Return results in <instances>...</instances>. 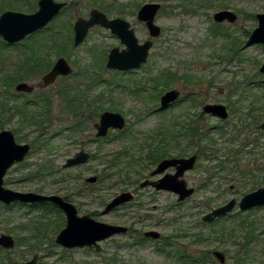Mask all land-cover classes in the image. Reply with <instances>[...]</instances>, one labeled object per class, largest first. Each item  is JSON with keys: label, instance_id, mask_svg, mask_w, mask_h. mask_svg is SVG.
<instances>
[{"label": "rangeland", "instance_id": "374dc122", "mask_svg": "<svg viewBox=\"0 0 264 264\" xmlns=\"http://www.w3.org/2000/svg\"><path fill=\"white\" fill-rule=\"evenodd\" d=\"M58 1L68 2L65 8L67 11L64 12V9L53 21L60 23L71 20L74 36L73 25L76 18L78 16L88 17L92 8H100L98 1L101 0ZM107 1V3H112L110 0ZM120 1L128 3L129 6L126 8L128 13L109 14L108 16L111 18L121 16L130 21L141 42L150 38L145 24L136 18L139 9L133 13L135 9L132 5L140 3L142 6L147 2L158 0ZM226 1L229 6L224 8L211 6V0L158 1L162 3V7L156 16V22L161 26L162 34L153 39L154 45L150 50L148 62L134 72L128 74L111 72L105 68L106 60L105 70L102 71L100 57H103L104 49H108V53L114 46L124 47L118 36L103 27L93 28L85 42L79 46L73 44L74 48L68 49L64 56L69 59L75 70L81 71L86 69V65H95L92 68L94 73L101 72L105 78H112L111 80L129 85L126 90L122 89L121 84L114 88L115 94L111 97L110 105L118 110H108L122 113L127 121L126 126L132 131V136H137L140 141H143L145 136L165 121L196 118L202 113V107L206 103L225 104L229 112L226 120L202 113V117L198 118V124L199 126H210L215 131L214 133L217 131L215 126L225 127L227 133L224 137L219 134L213 136L218 142V147L221 148L222 159H225L224 153L228 148L241 149L240 156H233V159H238V162H235L236 166L234 163L229 164L233 170L230 172L217 171V160L199 157L195 168L184 175L188 184L196 188V192L183 202H178L177 195L170 191H156L152 187L140 189L138 184H132L133 182L119 183L115 186L97 183L98 188L93 187L92 184L86 182V177L104 168L106 159H109L107 156L120 148V139L112 138L119 132L118 130H112L110 134L112 140H95L94 124L99 121V116L95 117L85 131L71 136L65 132V135L56 136L54 142L52 157L59 166L81 148L91 154H96L86 165L70 168L68 170L70 172L65 171V174L55 178L23 180L24 170L23 167L18 168L17 166L20 165L18 164L8 171L4 185L20 191L38 192L37 189L42 188V193L45 194L69 195L81 214L97 212L95 218L98 220L132 226V232L116 235L101 242L102 250L99 253L89 248L67 249L69 251L64 252V248L55 243L58 232L50 230L46 241L40 244L39 248L23 256V252L28 250L27 245L34 243L31 239L35 236L34 231L29 229L30 219H35V216L40 218L45 209L29 205H14L9 210H5L0 206V234H11L16 241L19 239L21 243L16 250L1 253L0 264L10 261H27L35 253L40 255V264H105L104 261L109 264H174V261L168 260L163 252L157 250H170L173 254L179 248L191 252L205 249L211 251L218 249L224 253L227 249L234 251L235 245L231 241H220L213 236L210 240L202 241L197 237L200 233L209 234L213 228H216L200 223L204 214L227 203L232 198L240 200L244 194L264 185L261 183L253 188L252 185L247 184L250 180L249 171H253L254 174L259 171L264 172V131L254 129L255 125L264 120V74L259 71L264 63V44L246 45L248 39L246 31L251 32L257 27L256 14L264 13V0ZM221 9H231L236 12L237 21L234 23L215 22L213 14ZM52 22L48 26H55ZM217 29L228 35L215 36L214 31ZM233 41L238 45L235 53L226 50L228 46L233 45ZM20 50V47L6 50V52H11V57L0 63L4 73L13 68L17 57L21 54ZM56 58L53 56L54 61ZM166 69L176 71L178 75L188 73L196 78L195 81L192 79L187 82L182 79L179 82L176 81V84L173 83L171 88L180 89L185 99L170 109L157 111L160 106V96L171 88L163 91L158 100L149 99L153 84L155 85L154 81L149 82V78L156 74H165ZM26 81L38 83L40 78ZM159 83L161 82H157V85H160ZM139 84L145 90L143 94L141 96L131 94L129 89ZM60 85L61 80L58 79L55 84L45 88L46 95L52 94L54 97L53 114L55 118L61 116L60 106L64 107V99L56 96L61 88ZM99 90L104 91L105 88L102 87L97 91ZM0 91L3 92V96H6L5 98L11 91L17 93L14 86L7 90L3 87ZM187 94L191 98H187ZM103 100L106 101L107 97L105 96ZM73 120L74 118L67 114L61 116V122L55 120L51 132L60 125L70 124ZM16 127H19V124L17 119H14L7 124L5 129L13 131ZM20 130L19 133L14 132L17 142H30L29 140L34 136L33 130L24 127ZM21 135L23 139H19ZM185 142L181 140L180 145L185 147ZM244 144L247 145L243 147ZM173 154L175 155L176 152ZM190 154L191 152L186 156ZM38 157L40 158L41 155L37 152L31 153L26 159V164L34 163ZM134 164V167L139 169V164L137 162ZM214 171L218 173L213 175ZM148 172L146 171L147 174ZM65 175L68 178L62 179ZM8 177H12L11 183L7 181ZM158 177L156 176L155 179ZM135 187H138V190H135ZM126 189L135 193L133 202L102 214L105 206L101 201L108 202ZM238 209L237 207L236 211ZM257 215L264 216V209L258 210ZM46 217L52 222L58 221L60 224L58 231L63 227L64 218H60L55 213H48ZM149 230L158 231L161 238L159 240L148 238L141 241L142 233ZM134 242L137 244H133ZM166 242H169L168 246ZM225 256L227 260L224 264H230L231 259L227 252Z\"/></svg>", "mask_w": 264, "mask_h": 264}, {"label": "trees", "instance_id": "16d2710c", "mask_svg": "<svg viewBox=\"0 0 264 264\" xmlns=\"http://www.w3.org/2000/svg\"><path fill=\"white\" fill-rule=\"evenodd\" d=\"M37 1L0 0V14L7 9L34 12L37 10ZM110 1L112 3H107V0L98 1L100 2L99 9L105 11L108 15L128 13L126 9L129 6L128 3L120 0ZM132 6L135 9L132 12L135 13L136 9H139L141 5L137 3ZM211 6L224 8L228 7L229 4L226 0H211ZM66 11L67 9L64 10V12ZM52 24H55V26H47L30 35L23 43L9 45L0 38V63L11 57V52H6V50L18 47L21 49V54L17 57L11 70L4 73L3 67H0V90H3V87L7 90L20 81L41 78L53 66L55 62L53 56L66 55L68 49L74 48L72 21H62L60 23L53 21ZM250 33L249 30L246 31L248 36ZM219 34L228 35L219 29L214 31L215 36ZM236 44L233 41V45L228 46L226 50L235 53L238 46ZM107 50L105 48L103 57H100L102 59V71L105 70L104 62ZM93 67L95 65H86L85 70L80 71L77 69L71 75L59 79L61 80V85L59 86L61 88L57 91L56 96L64 99V107L60 106V109L62 108L60 115L67 114L74 120L66 126L60 125L52 132L51 129L55 124V120L61 122V116L55 118L53 114L55 100L52 94L46 95L45 89H37L33 95L11 91L8 93V97L5 98L6 96H3V92L0 91V130L6 128L7 124L12 120L17 119L19 127L13 128V131L19 133L23 127L32 129L34 136L31 140L28 139L32 145L31 153L37 152L41 155L40 158L38 157L30 165L24 162L17 166L18 168L23 167V179L46 180L65 174V171L52 157L56 136L65 135V132L68 133V136L83 132L89 128L91 120L98 117L102 111L117 109L110 105L112 103L111 97L115 94L114 88L121 84L122 89L126 90L129 85L111 80L112 78H105L101 72L94 73ZM165 71L167 72L163 73L164 75L156 74L149 78V82H155L153 91L148 96L149 99L155 98L158 100L159 95L166 89L171 88L173 83L176 84V81L179 82L183 79L190 82L192 79L195 81L196 78V76L188 73L178 75L176 71L171 69H166ZM114 73L120 74V72ZM157 82H161L159 83L160 85H157ZM102 87L105 88L104 91H97ZM144 91L140 84L129 89V92L135 96H141ZM105 96L107 97L106 101L103 100ZM188 96V98H191L190 95ZM197 122V118L190 117L185 118L183 121L180 119L172 122L165 121V123L159 125L145 136L143 141H140L137 136H132V131L126 127L122 132L112 137L120 139V148L107 156L109 159H106L104 168L95 171L99 175V183L107 184L108 186L131 182H133L132 184H137L145 176L146 171H149L153 165L162 159L173 156L174 152L178 156L186 155L190 152L197 153L202 158L217 160V171L230 172L233 170V167H229V164L234 163L236 166L238 159H233V156H240L242 153L241 149L228 148L227 152L224 153L226 155L225 159H222L221 148L218 147V142L213 136L214 134H219L224 137L227 133L225 127L216 128L217 131L214 133L215 131L210 126H199ZM23 138V135L19 136V139ZM181 140L186 141L185 147L180 145ZM246 145L244 144L243 147ZM176 149L177 151H175ZM95 156L96 154H92V159ZM134 162L139 164V169L134 167ZM255 165H257V162H255ZM217 171H214L213 175ZM249 173L250 180L247 184L255 188L264 183V172L259 171L254 174L253 171H249ZM244 175L246 176V174ZM64 178L67 179L68 177L66 175L62 176V179ZM7 181L12 182V177H8ZM37 190L43 192L42 188ZM14 205L22 204L16 203L6 206L0 203V206L5 210H9ZM37 207H43V205H37ZM262 208L264 209V207H257L246 212L236 211L211 224L203 223L200 220L202 225H210L216 228H213L209 234L200 233L197 238L198 240L207 241L213 236L220 241H231L234 243V251L225 250V253L227 252L230 256V264H264V216L257 215L258 210ZM53 209V207L46 208L40 218L35 216V219H30L31 226H27H30V231H34L33 235L35 234V236L31 237L34 243L27 245L28 250L23 252V256L37 249L40 244L44 243V239L48 237V229L52 221L46 219V216ZM36 233L42 237L38 239ZM143 240H145L144 237L141 241ZM20 244L18 239L15 250ZM133 244L137 243L134 242ZM165 244L168 246L169 242ZM7 251L0 247V254ZM63 251L67 252L68 250L63 249ZM157 251L163 252L168 260L174 261V264H220L209 249L191 252L179 248L174 254L172 251L165 249H158ZM104 262L109 264L107 261Z\"/></svg>", "mask_w": 264, "mask_h": 264}, {"label": "water", "instance_id": "95a60500", "mask_svg": "<svg viewBox=\"0 0 264 264\" xmlns=\"http://www.w3.org/2000/svg\"><path fill=\"white\" fill-rule=\"evenodd\" d=\"M68 5L66 1L58 0H38V9L34 12H23L8 9L0 14V37L8 44H15L23 41L29 35L36 33L47 27ZM162 4L160 2H147L138 10L137 18L145 22L149 35L157 38L162 33V28L156 23V15ZM258 25L250 33L246 45L255 43L264 44V13H257ZM213 19L217 23H234L238 19V14L231 9H221L213 14ZM103 27L109 29L112 34L118 36L125 47H113L106 62L107 69L127 71L141 67L148 61L150 50L154 44L152 39L140 43L135 30L128 20L122 17L110 18L104 11L92 8L88 17L78 16L74 22V46H79L87 39L91 29ZM264 74V63L259 68ZM74 72V67L65 56H59L52 68L46 72L41 79L42 88L54 84L59 77L69 76ZM34 85L28 82H19L15 89L17 92L31 93L35 90ZM181 97V91L177 88L167 90L160 98V110L168 108ZM205 113H210L221 119H227L229 112L222 103H208L203 107ZM126 126V118L120 112L105 110L101 113L99 122L95 124L97 137L107 136L110 129H123ZM257 130L264 131V120L256 126ZM29 143H18L14 132L11 129L0 131V202L5 205L13 203H36L50 201L60 208L66 215V225L56 237V243L65 248L85 247L101 250L100 241L110 238L116 234L125 233L128 228L121 225H114L100 222L89 215L79 216L75 205L66 201L63 197L55 194L46 195L36 192H23L13 190L4 185L5 176L8 170L16 164L22 163L30 153ZM91 154L84 149L76 152L68 158L63 167L68 168L74 165L86 163L90 160ZM197 155L190 157H171L161 160L151 175L164 173L167 169L175 167V172H166L157 180H145L140 187L153 186L158 190L164 189L178 195V201H184L195 193V187L189 186L184 178V174L195 167ZM97 176H90L87 182H97ZM131 191H123L116 195L106 206L105 212L125 204L133 199ZM264 206V185L248 192L240 200L230 199L227 203L215 207L210 212L202 216L205 222H214L218 218L224 217L233 212L237 207L240 211H249L256 207ZM147 235L159 238V232L149 231ZM16 246V240L11 234H0V247L12 250ZM213 255L224 264L226 256L221 250H213ZM6 264H38V254H35L29 261H11Z\"/></svg>", "mask_w": 264, "mask_h": 264}, {"label": "flooded vegetation", "instance_id": "af4514ba", "mask_svg": "<svg viewBox=\"0 0 264 264\" xmlns=\"http://www.w3.org/2000/svg\"><path fill=\"white\" fill-rule=\"evenodd\" d=\"M156 2H158V1H156ZM161 3V2H160ZM162 4V3H161ZM37 5H38V1H37ZM162 7V6H161ZM141 8V7H140ZM139 8V9H140ZM161 9V8H160ZM160 11V10H159ZM158 11V12H159ZM137 13H138V11H137ZM158 14V13H157ZM157 16V15H156ZM117 17H121V16H117ZM111 18V17H110ZM113 18V17H112ZM122 18H124V17H122ZM136 18H137V14H136ZM124 19H126V18H124ZM138 19V18H137ZM127 20V19H126ZM139 20V19H138ZM139 21H141V20H139ZM130 22V21H129ZM143 22V21H142ZM144 24H145V22H143ZM157 23V22H156ZM224 23V22H223ZM130 24H131V27L135 30V28L132 26V23L130 22ZM158 24V23H157ZM145 26H146V24H145ZM147 27V26H146ZM148 29V28H147ZM92 30V29H91ZM90 30V31H91ZM135 33H136V31H135ZM148 33H149V30H148ZM162 34V33H161ZM32 35V34H31ZM30 36V35H29ZM28 36V37H29ZM136 36H137V34H136ZM150 36V35H149ZM27 37V38H28ZM138 37V36H137ZM27 38H25L23 41H25ZM120 39V38H119ZM139 39V38H138ZM148 39H154V38H152V37H150V38H148ZM148 39H146V40H148ZM146 40H144V41H140V43H143V42H145ZM22 41V42H23ZM154 41V40H153ZM120 43H121V41H120ZM122 44V43H121ZM9 45H11V44H9ZM12 45H14V44H12ZM123 45V44H122ZM154 45V44H153ZM114 47H116V46H114ZM117 47H120V46H117ZM124 47H125V45H124ZM123 47V48H124ZM153 47V46H152ZM113 48V47H112ZM111 48V49H112ZM122 47H120V49L122 50L123 49ZM110 49V50H111ZM152 49V48H151ZM110 50H109V52H110ZM109 52L107 53V55H106V62H107V60H108V55H109ZM149 58V57H148ZM57 59V58H56ZM148 62V61H147ZM146 62V63H147ZM71 63V62H70ZM145 63V64H146ZM72 64V63H71ZM145 64H143V65H145ZM142 65V66H143ZM141 66V67H142ZM74 67V66H73ZM141 67H139V68H141ZM52 68V67H51ZM50 68V69H51ZM105 68H106V63H105ZM139 68H135V69H130V70H127V71H122V70H114V69H109V70H111V72H120V74H128V73H131V72H134V71H136L137 69H139ZM49 69V70H50ZM107 69V68H106ZM48 70V71H49ZM47 71V72H48ZM74 72H75V68H74ZM73 72V73H74ZM45 74V73H44ZM43 74V75H44ZM42 75V76H43ZM42 76H41V78H40V81L38 82V83H30V82H28V81H26V80H24V82H28L29 84H32V85H34V86H36L35 87V90L33 91V92H31V93H26V92H17L16 91V89H15V86H16V84L14 85V89H15V91L17 92V93H24V94H33L37 89H45V88H48V87H50V86H52V85H50V86H48V87H45V88H42L41 86H40V83H41V79H42ZM61 77H66V76H61ZM61 77H59L58 79H60ZM58 81V80H57ZM56 81V82H57ZM20 82H22V81H20ZM55 82V83H56ZM19 83V82H18ZM54 83V84H55ZM172 89V88H171ZM178 89V88H177ZM170 90V89H169ZM180 90V89H179ZM181 91V90H180ZM166 92V91H165ZM164 92V93H165ZM163 93V94H164ZM162 94V95H163ZM161 95V96H162ZM189 94H187L186 95V97L188 98L189 96H188ZM192 95V94H191ZM161 96H160V98H161ZM185 99V97H183L182 96V92H181V97L178 99V100H176L173 104H171L168 108H166V109H170V107H172V106H174L175 104H177V103H179V102H181V101H183ZM200 102V101H199ZM206 104H208V103H206ZM205 104V105H206ZM204 105V106H205ZM225 105V104H224ZM203 106V107H204ZM226 106V105H225ZM160 107V106H159ZM159 107H158V109H157V111H163V110H160L159 109ZM203 107H202V113H205L204 112V110H203ZM227 107V106H226ZM166 109H164V110H166ZM228 109V108H227ZM108 110V109H107ZM105 111V110H104ZM113 111V110H112ZM103 112V111H102ZM101 112V113H102ZM117 112V111H116ZM101 113H100V115H101ZM201 113V116H199V115H197L196 116V118H197V121H198V118H200V117H202V114ZM206 114H210V113H206ZM100 115H99V119H100ZM210 115H212V114H210ZM199 116V117H198ZM213 116V115H212ZM215 117H217V116H215ZM195 118V119H196ZM219 118V117H218ZM221 119V118H220ZM222 120H224V119H222ZM226 120V119H225ZM99 122V121H98ZM98 122H96V123H98ZM95 123V124H96ZM261 123V122H260ZM95 124H94V128L96 129V133H97V128L95 127ZM197 124H198V122H197ZM259 124V123H258ZM257 124V125H258ZM126 125H127V121H126ZM257 125H255L254 126V129L256 130V131H259V130H257L256 129V126ZM201 126V125H200ZM127 126H125L123 129H110L109 130V133H108V135L107 136H104V137H97L96 136V133H95V140L96 141H99V140H101V141H108V140H110L111 139V136H110V134H111V132H112V130H118L119 132H122L125 128H126ZM215 128H217V126H215ZM5 129V128H4ZM260 131H263V130H260ZM14 132V131H13ZM118 132V133H119ZM117 134V133H116ZM14 135H15V133H14ZM16 138V137H15ZM30 145H31V143L30 142H28ZM21 144H24V143H21ZM81 149H84V148H81ZM80 149V150H81ZM79 150V151H80ZM85 150V149H84ZM31 151H32V145H31V150H30V153L28 154V156L31 154ZM86 151V150H85ZM78 152V151H77ZM87 152H89V151H87ZM90 153V152H89ZM91 154V153H90ZM194 154H196L198 157H197V161H198V158L200 157L197 153H193V152H191V154L189 155V156H186V155H182V156H178L177 154H175V155H173V156H171V157H190V156H192V155H194ZM28 156H26V158L24 159V161L22 162V163H24V162H26V159H27V157ZM72 157V156H71ZM171 157H166V158H171ZM70 158V157H69ZM92 159V154H91V157H90V160ZM165 159V158H164ZM90 160L88 161V162H90ZM163 160V159H162ZM67 161V160H66ZM65 161V162H66ZM197 161H196V163H197ZM64 162V163H65ZM88 162H86V163H82V164H78V165H74V166H71V167H68V168H65V167H63V164L61 165V168L64 170V171H68L70 168H74V167H81V166H83V165H86ZM160 162V161H159ZM158 162V163H159ZM22 163H19V164H22ZM157 163V164H158ZM157 164H155V165H153L152 166V168L149 170V172H148V174L146 173L145 174V176H144V178H142V180L141 181H139L137 184H138V187L140 188V189H143V188H145V187H152L153 189H155L156 191H167V190H164V189H161V190H158V189H156L155 187H153V186H145V187H140V184L142 183V182H144L145 180H148V179H150V180H157V179H159L160 177H162L163 175H164V173H166V172H175L176 171V168L175 167H171V168H169V169H172V171H168L169 169H167L164 173H161V174H157V175H154V176H152L151 175V172L157 167ZM16 165H18V164H16ZM15 166V165H14ZM195 166H196V164H195ZM12 168V167H11ZM10 168V169H11ZM195 168V167H194ZM193 168V169H194ZM9 169V170H10ZM8 170V171H9ZM192 170V169H191ZM190 171V170H189ZM70 172V171H69ZM8 173V172H7ZM7 175V174H6ZM185 175V174H184ZM90 176H97L98 177V180H97V182H95V183H91V182H87V183H89V184H92V186L93 187H96V188H98V186L96 185L97 183H99V175L96 173V174H92V175H90ZM90 176H88V177H90ZM156 176H159L158 178H156L155 179V177ZM88 177H86V179L88 178ZM85 179V180H86ZM23 180H25V179H23ZM11 183V182H10ZM189 185V184H188ZM190 186V185H189ZM138 187L136 188L135 187V190H138ZM194 187V186H193ZM11 189V188H10ZM95 189V188H94ZM14 190V189H13ZM18 191H20V190H18ZM38 191V190H37ZM125 191H131V190H125ZM23 192H29V191H23ZM32 192H36V191H32ZM123 192V191H122ZM132 193H133V199L131 200V201H129V202H127V203H125V204H121V205H119V206H116L115 208H113V209H111L110 211H108V212H105V209H106V206L108 205V203L109 202H111L112 200H110V201H108V202H106V200H102L101 201V203L102 204H104V209H103V211H102V214L103 213H109V212H111V211H113V210H115V209H118V208H120V207H122V206H124V205H127V204H129V203H131V202H133V200L135 199V193L133 192V191H131ZM171 192V191H170ZM195 192H196V188H195ZM36 193H40V194H45V193H42V192H40V191H38V192H36ZM173 193V192H172ZM175 194V193H174ZM46 195H51V194H46ZM55 195H58V194H55ZM177 195V194H176ZM59 196H61V195H59ZM61 197H63L66 201H68V202H71V203H73L74 205H75V207H76V209H77V211H78V215L79 216H83V215H89L90 217H92V218H94L95 220H97V221H100V220H98L97 218H95V215H97L98 213L97 212H90V213H88V214H81L80 212H79V210H78V207L76 206V204L74 203V202H72V198L69 196V195H67V196H61ZM177 201H178V195H177ZM185 201V200H184ZM178 202H183V201H178ZM17 203H20V204H22V205H29V206H31V207H37V205H43V207H38V208H44L45 210H46V208H49V207H53L54 209H53V211L52 212H49V213H55V214H57L60 218L62 217V219L64 218V225H63V227L58 231V229L60 228V224L58 223V221H56V222H52L51 223V226H50V228L48 229V231H50V230H54V232H58L57 234H56V237H57V235L59 234V232L65 227V225H66V215H65V213L60 209V208H58L57 206H55L52 202H50V201H44V202H36V203H33V204H30V203H22V202H17ZM13 204H16V203H13ZM264 207V206H263ZM257 208V207H256ZM234 211H236V209L234 210ZM233 211V212H234ZM237 211H239V210H237ZM233 212H231V213H233ZM246 212V211H245ZM44 214V213H43ZM230 214V213H229ZM47 216H48V213H47ZM227 216V215H226ZM225 217V216H224ZM222 218V217H221ZM46 219H48L47 217H46ZM50 219V218H49ZM218 219H220V218H218ZM217 219V220H218ZM217 220H215V221H217ZM50 221H51V219H50ZM201 221L203 222V223H206V224H211V223H214V222H205V221H203L202 220V218H201ZM100 222H103V221H100ZM63 223V222H62ZM105 223H107V222H105ZM109 224H111V223H109ZM114 225H121V226H125V227H127L128 228V230L125 232V233H120V234H128V233H130V232H132V226H126V225H122V224H114ZM149 231H155V230H149ZM149 231H145V232H143L142 233V236L145 238V240H147L148 238L149 239H154V240H159L160 238H161V234L159 235V238H157V239H155V238H153L152 236H149V235H147L146 234V232H149ZM158 232V231H157ZM120 234H116V235H120ZM116 235H114V236H116ZM42 236L41 235H39L38 236V239H40ZM56 237H55V243H56ZM113 237V236H112ZM112 237H110V238H112ZM142 237V238H143ZM110 238H107V239H110ZM46 239L47 238H45L44 239V241H46ZM107 239H105V240H107ZM105 240H103V241H105ZM103 241H100L99 243H100V245H101V242H103ZM57 244V243H56ZM16 245H17V241H16ZM57 245H59V244H57ZM59 246H61V245H59ZM62 247V246H61ZM15 248H16V246H15ZM15 248L14 249H12V250H15ZM39 248V247H38ZM62 248H64V249H74V248H89V249H91V250H94L95 252H96V248H90V247H88V246H85V247H74V248H65V247H62ZM101 250H102V246H101ZM101 250L99 251V253L101 252ZM215 250H218V249H215ZM69 251V250H68ZM98 252V251H97ZM223 252V251H222ZM211 253H212V255H213V251H211ZM35 254H38V253H35ZM34 254V255H35ZM225 254V253H224ZM33 255V256H34ZM32 256V257H33ZM213 257L217 260V258L213 255ZM32 259V258H31ZM30 259V260H31ZM227 260V259H226ZM27 261H29V260H27ZM218 261V260H217ZM11 262V261H10ZM21 262V261H20ZM219 262V261H218ZM220 263V262H219ZM226 263V262H225ZM38 264H40V255L38 254ZM220 264H222V263H220Z\"/></svg>", "mask_w": 264, "mask_h": 264}]
</instances>
